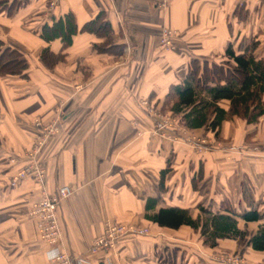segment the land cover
I'll return each mask as SVG.
<instances>
[{
    "label": "crops",
    "instance_id": "1",
    "mask_svg": "<svg viewBox=\"0 0 264 264\" xmlns=\"http://www.w3.org/2000/svg\"><path fill=\"white\" fill-rule=\"evenodd\" d=\"M19 1L12 15L0 12V39L28 63L26 77L0 76V264H49L52 245L39 238L29 215L43 192L61 185L72 193L57 209V246L85 264H220L211 259L214 252L238 251L230 237L203 251L198 232L147 220L145 204L153 200L155 211L187 207L192 217L200 204L264 213V115L255 124L224 120L218 137L186 126L180 133L158 131L140 99L163 110L168 86L185 80L191 62L221 65L230 43L238 47L254 38L261 56L264 0H170L164 8L161 0H59L51 13L49 0ZM68 12L78 31L67 47L59 37L41 38L43 23ZM98 12L109 23L107 33L81 31ZM165 26L178 32L173 46L162 50ZM44 47L63 58L46 64ZM219 105L227 110L229 101ZM35 118L57 119L58 126L36 157L45 167L43 184L28 177L13 185L38 134ZM203 141L211 146L199 151L196 142ZM117 221L149 232L119 237L109 251H90L105 223ZM239 221L253 231L264 219ZM159 248L170 261L158 262ZM243 249L248 262L264 259V251Z\"/></svg>",
    "mask_w": 264,
    "mask_h": 264
},
{
    "label": "trees",
    "instance_id": "2",
    "mask_svg": "<svg viewBox=\"0 0 264 264\" xmlns=\"http://www.w3.org/2000/svg\"><path fill=\"white\" fill-rule=\"evenodd\" d=\"M22 5L19 0H0V12L5 11L10 16L14 9ZM108 28L105 14L98 12L94 19L84 22L80 30L103 34L107 33ZM77 31L73 15L68 12L50 25L43 23L40 36L46 41L59 37L63 47H67L71 35ZM258 45L259 41L254 38L238 47L230 43L225 52L228 60L221 65L210 62L199 64L194 59L185 80L168 86L164 104H169L170 110L180 115L187 128L209 130L215 137H218L224 120L239 117L247 124L257 123L264 115V52L261 56L255 52ZM47 50L44 47L41 53L46 64L63 58L61 54L54 56ZM27 68L28 63L22 53L0 39V76L19 74L26 77ZM222 99L229 101L227 110L219 105ZM197 209L199 213L196 217L190 215L187 207H159L155 211L154 201L148 199L145 217L169 228L188 225L202 236L203 244L209 248L217 246L220 239L230 237L237 242L241 251L245 247L264 251V222L253 231L239 227L240 219L244 222L263 220L264 213L258 208L245 207L233 211L228 205L221 204L212 210L200 204Z\"/></svg>",
    "mask_w": 264,
    "mask_h": 264
},
{
    "label": "built area",
    "instance_id": "3",
    "mask_svg": "<svg viewBox=\"0 0 264 264\" xmlns=\"http://www.w3.org/2000/svg\"><path fill=\"white\" fill-rule=\"evenodd\" d=\"M58 1L59 0H49V9L52 10ZM176 34L175 30L169 29L167 26L162 28L159 35V47L162 50H165V48H171ZM140 103L147 115L151 116L153 120H157L155 127L156 130H171L172 132L179 133L184 129L186 130V128H184L185 126L180 123L179 119L171 117L170 114L163 116V114H160V111L157 112L154 110L152 105H149L145 99H140ZM35 124L40 128V132H37L38 134L34 137L32 147L29 150V162L25 166L19 168L17 173L12 177L11 181L13 185L18 184L20 180L28 177L35 180L38 184H43L45 167L36 157L42 149V146L46 143V140L57 132L58 126L56 125V122H47L43 124L37 119L35 120ZM210 144L211 142L207 143L206 141H203V143L196 142L195 147L198 148L199 151H204L211 146ZM71 193L72 188L63 185H61V187H59L53 194L43 192L40 198L37 201H34L30 210L29 216L36 220V229L38 230L39 238L45 243L52 245L48 255L49 264H85L86 262V260L83 257H80V255H71L65 249H60L57 246L61 237L57 209L62 199L68 197ZM131 233L145 235L148 234V229L147 227H136L133 224L120 223L119 221L107 222L105 223L102 234L92 241L90 249L93 252L105 249L110 250L118 237ZM215 258L220 264H246L243 257L239 258L230 254L223 256L215 255L214 259Z\"/></svg>",
    "mask_w": 264,
    "mask_h": 264
},
{
    "label": "rangeland",
    "instance_id": "4",
    "mask_svg": "<svg viewBox=\"0 0 264 264\" xmlns=\"http://www.w3.org/2000/svg\"><path fill=\"white\" fill-rule=\"evenodd\" d=\"M169 1L170 0H161V2H160V7H162V8H164L165 6H167L168 5V3H169ZM22 2V1H21ZM23 3V2H22ZM243 5V3L242 4H240V6H238V9H236V11H239V8H241V6ZM46 6H47V8H46V10H47V12H49V13H51L50 11V9H49V1L47 2V4H46ZM15 10V9H14ZM46 12V13H47ZM49 13H47V14H49ZM49 17L50 16H52V15H48ZM168 27V26H167ZM169 29H171V28H169ZM162 30V29H161ZM172 30H175V29H172ZM176 31V30H175ZM178 31H176V33H177ZM160 35V34H159ZM145 100H146V102L149 104V105H152V107H153V109L154 110H156L157 112L158 111H160L161 113L160 114H163V116H167L168 114H170L171 115V117H174V118H177V119H179V121H180V123L181 124H183L184 125V123L181 121V119H180V115H178V114H174L171 110H170V106H169V104H166L165 106H163V110L161 109V108H159V107H157V104H156V102H152L151 100H149V99H146L145 98ZM163 104H164V101H163ZM151 117V116H150ZM152 118V117H151ZM40 120V119H38V118H35V119H33L34 120V124H35V120ZM153 119V118H152ZM41 121V120H40ZM57 121V119L54 121V122H56ZM154 121H155V119H154ZM156 123H157V120H156ZM155 123V124H156ZM43 124H45V123H43ZM36 125V124H35ZM57 125V124H56ZM185 126V125H184ZM36 127H38L37 125H36ZM156 127V126H155ZM38 132H40V128L38 127ZM53 136V135H52ZM51 136V137H52ZM50 137V138H51ZM34 141V140H33ZM33 141H32V144H33ZM32 144H31V147H32ZM31 147H30V149H31ZM29 149V150H30ZM29 160V159H28ZM27 160V162L23 165V166H25L29 161ZM23 166H21V167H23ZM20 167V168H21ZM202 193V194H201ZM200 193V195H199V198H202L203 196H204V193L203 192H201ZM210 209H213V208H210ZM126 224V223H125ZM136 227H141V226H138V225H135ZM104 227H105V225H104ZM145 227H147V226H145ZM145 227H141V228H145ZM148 229V228H147ZM104 230V229H103ZM103 232V231H102ZM148 232H149V230H148ZM102 234V233H101ZM100 234V235H101ZM131 234H133V233H131ZM126 235H128V234H126ZM126 235H124V236H126ZM133 235H135V236H145V235H142V234H133ZM124 236H122V237H124ZM122 237H120V238H122ZM119 238V237H118ZM95 240V239H94ZM118 240V239H117ZM116 240V241H117ZM116 241H115V243H116ZM114 243V244H115ZM114 246V245H113ZM163 246V245H162ZM161 246V247H162ZM198 246L199 247H202L201 249L203 250V249H206V245L205 244H203V238H201V240H200V242H198ZM160 247V248H161ZM169 247V246H168ZM167 247V248H168ZM239 247V246H238ZM91 248V247H90ZM159 248V250H160V252L158 253V252H156V258H157V260H158V262H160V261H165L164 260V258L163 257H165V258H167L168 260H170L171 259V255H170V253H166L165 252V250L163 251V250H161ZM112 249V248H111ZM106 251H109V250H107V249H105ZM105 250H102V251H105ZM158 250V251H159ZM195 250H198V247H196L195 246ZM90 251H92L91 249H90ZM199 251V250H198ZM203 251H205V250H203ZM68 252V251H67ZM95 252H99V251H95ZM95 252H93V253H95ZM69 253V252H68ZM200 253V252H199ZM201 254V253H200ZM228 254H230V255H235V256H237V257H243V259L245 260V262H246V264H263L264 263V259L263 260H261V261H256V262H248L247 261V259L245 258V256H244V249L241 251L240 250V248L238 249V251H233V252H228V253H220V254H217V252H214V254H213V256L211 257V259H213L214 261L216 260V258L214 259V256L215 255H217V256H223V255H228ZM185 256V255H184ZM184 261V260H183ZM217 262H218V260H216Z\"/></svg>",
    "mask_w": 264,
    "mask_h": 264
}]
</instances>
